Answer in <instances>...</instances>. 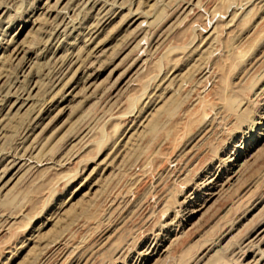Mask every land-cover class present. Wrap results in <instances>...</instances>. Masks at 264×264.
Returning <instances> with one entry per match:
<instances>
[{"label":"rangeland","instance_id":"rangeland-1","mask_svg":"<svg viewBox=\"0 0 264 264\" xmlns=\"http://www.w3.org/2000/svg\"><path fill=\"white\" fill-rule=\"evenodd\" d=\"M0 264H264V0H0Z\"/></svg>","mask_w":264,"mask_h":264},{"label":"bare ground","instance_id":"bare-ground-1","mask_svg":"<svg viewBox=\"0 0 264 264\" xmlns=\"http://www.w3.org/2000/svg\"><path fill=\"white\" fill-rule=\"evenodd\" d=\"M170 110V109H169Z\"/></svg>","mask_w":264,"mask_h":264}]
</instances>
